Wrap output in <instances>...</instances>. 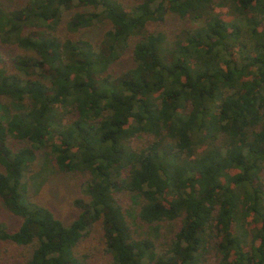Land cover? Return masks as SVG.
Segmentation results:
<instances>
[{
  "label": "trees",
  "instance_id": "16d2710c",
  "mask_svg": "<svg viewBox=\"0 0 264 264\" xmlns=\"http://www.w3.org/2000/svg\"><path fill=\"white\" fill-rule=\"evenodd\" d=\"M0 200L15 264H264V0H0Z\"/></svg>",
  "mask_w": 264,
  "mask_h": 264
},
{
  "label": "rangeland",
  "instance_id": "374dc122",
  "mask_svg": "<svg viewBox=\"0 0 264 264\" xmlns=\"http://www.w3.org/2000/svg\"><path fill=\"white\" fill-rule=\"evenodd\" d=\"M23 0H3L4 3L15 5ZM171 27L176 25L173 18H169ZM107 27L106 22L98 23L85 31V35L96 42ZM83 174H70L59 171L53 163V159L47 153H42L34 164L33 170L27 177L28 195L34 201L48 206L54 214L69 222L78 212L75 201L82 197ZM0 221L13 229L19 223V218L12 215L0 200ZM142 231V225H136V229ZM7 247L0 243V264H15L16 257L12 258L6 250Z\"/></svg>",
  "mask_w": 264,
  "mask_h": 264
}]
</instances>
